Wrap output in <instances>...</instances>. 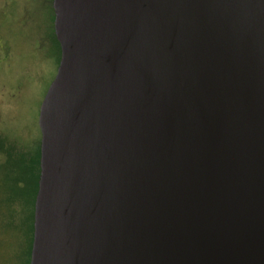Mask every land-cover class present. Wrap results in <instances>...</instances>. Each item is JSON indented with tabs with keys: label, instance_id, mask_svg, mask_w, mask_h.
Masks as SVG:
<instances>
[{
	"label": "water",
	"instance_id": "water-1",
	"mask_svg": "<svg viewBox=\"0 0 264 264\" xmlns=\"http://www.w3.org/2000/svg\"><path fill=\"white\" fill-rule=\"evenodd\" d=\"M30 264H264V0H53Z\"/></svg>",
	"mask_w": 264,
	"mask_h": 264
},
{
	"label": "rangeland",
	"instance_id": "rangeland-1",
	"mask_svg": "<svg viewBox=\"0 0 264 264\" xmlns=\"http://www.w3.org/2000/svg\"><path fill=\"white\" fill-rule=\"evenodd\" d=\"M50 7L51 0H0V132L24 145L41 140L40 106L59 65L56 51L47 49ZM4 180L0 175V222L7 224L0 256L2 264H16L20 221L29 210Z\"/></svg>",
	"mask_w": 264,
	"mask_h": 264
},
{
	"label": "trees",
	"instance_id": "trees-1",
	"mask_svg": "<svg viewBox=\"0 0 264 264\" xmlns=\"http://www.w3.org/2000/svg\"><path fill=\"white\" fill-rule=\"evenodd\" d=\"M50 9L53 14L52 18L55 20L53 0H51ZM47 39L49 40L47 49L50 51L55 50L60 61L61 48L55 36L54 27ZM40 156V142L35 145L34 143L24 145L17 139L0 132V175L3 176V180L4 175L7 177L9 186L17 192L15 194L18 196L17 199L21 200L25 210H29L28 215L20 221L21 232L19 233H21V237L18 253L16 254V264H30L34 232V206L40 176ZM6 226L7 224L0 222V232H3ZM9 259L10 263L11 259ZM0 264H2L1 256Z\"/></svg>",
	"mask_w": 264,
	"mask_h": 264
}]
</instances>
